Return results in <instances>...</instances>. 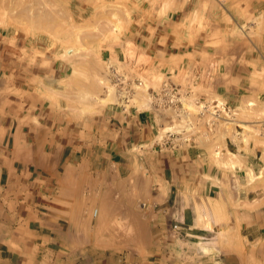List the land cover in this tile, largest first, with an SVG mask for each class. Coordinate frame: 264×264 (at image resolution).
I'll use <instances>...</instances> for the list:
<instances>
[{
    "label": "rangeland",
    "instance_id": "1",
    "mask_svg": "<svg viewBox=\"0 0 264 264\" xmlns=\"http://www.w3.org/2000/svg\"><path fill=\"white\" fill-rule=\"evenodd\" d=\"M75 207L86 261L264 264V0H0V248Z\"/></svg>",
    "mask_w": 264,
    "mask_h": 264
},
{
    "label": "crops",
    "instance_id": "2",
    "mask_svg": "<svg viewBox=\"0 0 264 264\" xmlns=\"http://www.w3.org/2000/svg\"><path fill=\"white\" fill-rule=\"evenodd\" d=\"M92 227V221L79 207L66 210L62 215L52 213L43 221L30 218L27 228L34 238L29 239L27 251L21 243L18 244L21 249L11 250V253H6V249L0 248V264H99L96 260L86 261L78 252L68 254L66 246L61 243V240L64 243H68L66 240H94ZM124 261L125 264H133L132 258H126Z\"/></svg>",
    "mask_w": 264,
    "mask_h": 264
},
{
    "label": "bare ground",
    "instance_id": "3",
    "mask_svg": "<svg viewBox=\"0 0 264 264\" xmlns=\"http://www.w3.org/2000/svg\"><path fill=\"white\" fill-rule=\"evenodd\" d=\"M261 23V22H260ZM262 27V26H261Z\"/></svg>",
    "mask_w": 264,
    "mask_h": 264
},
{
    "label": "built area",
    "instance_id": "4",
    "mask_svg": "<svg viewBox=\"0 0 264 264\" xmlns=\"http://www.w3.org/2000/svg\"><path fill=\"white\" fill-rule=\"evenodd\" d=\"M95 213V212H94Z\"/></svg>",
    "mask_w": 264,
    "mask_h": 264
}]
</instances>
